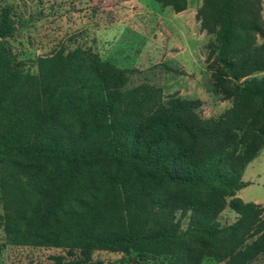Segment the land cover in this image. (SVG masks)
Returning <instances> with one entry per match:
<instances>
[{
    "label": "trees",
    "instance_id": "1",
    "mask_svg": "<svg viewBox=\"0 0 264 264\" xmlns=\"http://www.w3.org/2000/svg\"><path fill=\"white\" fill-rule=\"evenodd\" d=\"M176 13L186 0H155ZM197 19L213 86L232 107L203 118L202 102L130 87L128 69L91 50L60 48L20 69L0 8V227L9 245L63 249L55 264L94 252L165 257L168 264H251L264 255L261 208L237 193L264 149L261 0H204ZM229 207L238 220L222 226ZM188 224L183 230V220ZM264 264V263H263Z\"/></svg>",
    "mask_w": 264,
    "mask_h": 264
},
{
    "label": "rangeland",
    "instance_id": "2",
    "mask_svg": "<svg viewBox=\"0 0 264 264\" xmlns=\"http://www.w3.org/2000/svg\"><path fill=\"white\" fill-rule=\"evenodd\" d=\"M187 9L176 13L155 0H0L9 7L15 33L3 42L20 69L38 73L39 58L60 48H82L102 60L128 69L130 87L149 83L160 87L165 102L173 95L199 100L203 118L218 119L232 107L215 91L207 61L209 45L216 41L201 29L197 19L204 0H186ZM262 18L264 22V0ZM259 39L258 43H263ZM262 76L264 74H257ZM243 181L249 186L237 195L245 203L259 204L260 224L264 223V149L246 168ZM5 210L0 200V216ZM239 216L227 207L219 217L229 226ZM188 219L183 220V230ZM58 257L71 258L63 249L12 246L0 227V264H55ZM264 255L251 264H263ZM88 264H168L165 257H138L136 254L94 252ZM203 264H217L206 259Z\"/></svg>",
    "mask_w": 264,
    "mask_h": 264
},
{
    "label": "crops",
    "instance_id": "3",
    "mask_svg": "<svg viewBox=\"0 0 264 264\" xmlns=\"http://www.w3.org/2000/svg\"><path fill=\"white\" fill-rule=\"evenodd\" d=\"M247 183V182H246ZM237 197H238V195H237ZM256 204V203H255ZM257 205H259V204H257Z\"/></svg>",
    "mask_w": 264,
    "mask_h": 264
}]
</instances>
